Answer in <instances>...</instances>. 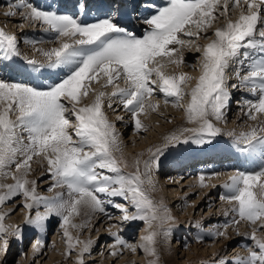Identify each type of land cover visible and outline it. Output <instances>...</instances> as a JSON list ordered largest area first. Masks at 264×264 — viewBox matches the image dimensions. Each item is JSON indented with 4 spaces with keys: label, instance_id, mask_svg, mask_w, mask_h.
<instances>
[{
    "label": "snow or ice",
    "instance_id": "snow-or-ice-1",
    "mask_svg": "<svg viewBox=\"0 0 264 264\" xmlns=\"http://www.w3.org/2000/svg\"><path fill=\"white\" fill-rule=\"evenodd\" d=\"M90 7L87 2L79 4L81 13ZM105 7L110 11L102 12L103 18L97 17L94 22L49 10L50 6L42 9L31 0L10 3L9 11L5 13L14 17L19 10L23 20L46 26L44 32L58 46L35 48L44 41L26 39L24 42L33 45L44 60L26 56L23 59L41 76L49 69L60 70L63 76L51 85L35 86L0 77V176L11 175L15 179L14 184H0V189H6L0 192V205L23 196V206L29 209L26 225L42 232L51 216L60 217L68 255L77 244L83 245L77 264H85L83 256L90 253L94 242L73 237L68 226L77 229L88 226L87 221L72 223V217L80 215L81 209L104 213L106 201L102 196H119L131 204L136 210L132 215H127L128 209L123 205H114L125 213L124 221H146L150 229L154 223L158 225L159 230L150 231L139 244H130L118 233H111L115 244L132 251L139 247L151 256H157V237L167 238L171 234L170 222L175 217L163 202L154 200L151 195L157 188L153 169H159L160 159L167 148L191 142L210 144L212 138L220 134L222 130L212 123L210 117L224 119V109L230 99L226 69L233 60H239L241 65L248 61L247 74L237 72L236 75L240 79L239 86L255 96L254 100L248 99L244 103L248 118L257 124L229 135L233 136L241 153L264 162V119H260L264 116V0H166L163 6L146 0L144 7L152 8L154 12L144 19L148 27L141 35L118 22L115 13L121 12L122 6L109 4ZM237 8L240 10L238 19L232 20L230 14H234ZM220 19L226 23L215 28L212 33L215 39L205 45L195 43L202 35L207 38L208 29ZM182 36L189 39H182ZM20 42L16 35L0 27V49L5 59L22 57ZM173 45H195L201 52L202 74L190 93L186 92L184 85L192 77L187 73L169 75L162 70L165 57L169 58V63H180L171 59L179 51ZM249 50H258L257 56L253 58ZM101 79L104 80L102 88L111 86V93L92 88V84ZM121 80L123 87L119 83ZM157 92L163 94L165 104L171 102L176 107L185 108L188 122L198 123L199 127L170 134L165 146L157 148L144 161L143 172L139 159L134 162L135 171L126 172L127 161L123 159L119 133L104 111L105 98L109 101L108 108L113 106L111 99L118 98L131 114L135 129L146 131L140 115L159 107L158 102L150 101ZM89 93L94 95L92 102L79 106L81 99ZM186 94L191 97L187 106L182 103ZM12 113L17 114L15 119H12ZM71 117L75 118V125ZM119 119L123 120V117ZM69 128L73 131L69 132ZM184 133L192 135L184 136ZM117 152L121 153L120 157L115 155ZM39 156L47 161L48 173L55 179L52 187H66V193L60 192L54 197L38 194L37 182L29 180L28 174L33 158ZM13 166L15 172L10 170ZM211 175L221 174L214 172ZM199 179L201 186L207 187L205 174ZM221 186L227 190L221 199L232 204V211L239 217L229 223L239 225L242 220H247L256 224L264 219V163L259 170H237L228 175ZM41 205L45 209L43 212L38 210ZM34 208L37 210L33 216ZM5 218L6 214L0 213V241L3 242L0 251L7 250L10 235L18 237L22 231L19 225H6ZM196 226L199 227L198 221ZM223 227L227 229L228 224ZM258 230H264V223L259 229L254 228L251 234H246L254 245L248 246L246 257H236L233 264H264V238L257 237ZM209 234L215 239L226 233L217 229L209 230ZM41 246L42 241L37 240V250ZM111 254L117 253L113 251ZM149 264H158V258L150 260ZM223 264L229 262L224 260Z\"/></svg>",
    "mask_w": 264,
    "mask_h": 264
},
{
    "label": "rangeland",
    "instance_id": "rangeland-1",
    "mask_svg": "<svg viewBox=\"0 0 264 264\" xmlns=\"http://www.w3.org/2000/svg\"><path fill=\"white\" fill-rule=\"evenodd\" d=\"M12 2L14 3V1L11 0V3ZM9 4H10V2L8 3V5ZM0 14H2V13H0ZM5 18L6 17L0 16V27L4 28V26L6 25L5 27H7V28H4V29L8 32L10 30V28H9L10 23L8 21H10L11 19L7 20V18L6 19ZM20 22H27V21H25L23 19L17 21V23H19V24H20ZM218 22L219 21L213 23L212 27L210 29H208L209 33L207 34V38H205L202 35L200 37V39L198 40L199 42L197 41V44L205 45V44H207L208 40H210V38L212 39L214 37L212 35V33L214 32L215 28L217 27ZM20 25H18L17 27H19ZM14 26H16V24ZM25 26L27 27L26 23H25ZM41 26L45 27L43 25H41ZM10 32H11V34H13V30ZM23 34L26 36L30 35L27 31H25ZM18 35H21V33L19 32ZM27 46L28 45H24V48H21L19 46L20 51L23 55L22 57L27 56V53H25L24 51H29L30 53L33 52L32 49L26 50ZM23 49H25V50L23 51ZM189 49L190 48L185 47V50H189ZM249 51H251V50H249ZM38 55L36 54L34 56L38 57ZM172 57L174 58V55ZM201 59H202L201 52H194L193 55L185 57V63L180 64L178 66L180 71L185 72V73L187 71V73H189L192 76V79L190 81H188V83L186 85H184L186 92H188V93H190L191 88L195 87L197 79L202 74V68L200 66ZM168 60L167 61L163 60L164 67L162 70L165 72V74H169L170 71L174 70V63H169ZM7 69H10V67L8 66ZM228 70L229 69H226V74H229V72L231 71V70L230 71H228ZM7 71H5V73H7ZM5 73L2 72V75L0 73V77H4ZM241 75H244L243 72ZM22 77H26V76H22ZM228 77H229V75H228ZM5 78L8 79V76H5ZM20 78L21 77L18 76V80H16V81L26 83V81H24L22 79L20 80ZM153 79H157V77L153 76ZM9 80H12V79H9ZM13 81H15V80H13ZM101 81H103V79H101L100 82ZM32 82L34 83V81H32ZM97 84L98 83H93L92 88L95 89V86ZM229 86L232 87L233 85H229ZM226 87H227V89L231 88V87H228V83L226 84ZM109 91H113L112 87L110 88ZM234 95L235 94H233V96ZM251 95H253V94H251ZM241 96H243V95H241ZM243 97L244 98L240 97L239 100L238 99H235V100L236 101L238 100L240 102H245L246 101L245 98L248 96H243ZM91 98H93V94L89 93V95L87 97H83L81 99L79 106H83L84 104H90L92 102L90 100ZM150 98H154L157 101L159 100V107L157 108V112L148 111L147 114L142 113L140 115V119L142 120L143 124L146 126L147 130L146 131L145 130H141V131L139 130L137 132H135V131L133 132L132 130H133V128H135L133 122L131 123V125L127 129H126V125H125V128L124 127L121 128V131H122L121 138L123 141L122 153L125 154L127 157H130L132 155V153L136 155V153L141 151L142 148L145 147V145H146V143H143V142H147L148 144H150L153 141L161 140L162 135L160 132L163 131L167 127V125H169V123H172L173 121H177V119L180 117V115L185 116V113H183L186 111L185 108L176 107L171 102L165 104L164 103L165 97L163 96V94H160L157 92L156 94H154ZM190 98H191L190 94H186L183 98L182 103L185 106H187V104L190 102ZM248 98L251 99V97H248ZM254 99H255V97H253L252 100H254ZM107 100L108 99L105 98L104 111L107 114L109 120H111L113 122L114 121V120H112L113 115L114 114L118 115L120 111L111 112L110 109L107 108V104H106L108 102ZM243 105L244 104L238 105V106L236 105L237 108H235V112H238L240 110V108L241 109L245 108V107H243ZM159 109L162 110L161 111L162 113L161 112L158 113ZM11 115H12V119H15L17 114L12 113ZM120 115L121 116L117 117L118 119L120 117H122V115H124V112H122ZM226 117H227V115L226 116L224 115V119H222V120H216L214 118V121L218 126H221V127L222 126L223 127L224 126L225 127L226 126H229V127L233 126L234 123L231 122V117H229V118L228 117L226 118ZM124 118H126V116H123V119ZM127 118H130L132 121L131 114L128 115ZM224 120L226 122H223ZM71 121H72L73 125L76 124L74 117H71ZM121 121H123V120H120V122L118 123V125H117V126H119L118 128H120ZM248 121H250V119ZM219 123H220V125H219ZM118 128H116V130ZM72 131H73V128H69V132H72ZM235 133H237V131H235ZM133 134H136V136L130 137V135H133ZM221 134H225V132L220 133V135L218 134V136L214 137L215 139L212 138V142L210 143V146L215 147V146H218V145L223 143ZM73 139H76V137L73 136ZM205 139H207V137H205ZM229 139L223 138V140L225 141L224 146H226L230 152H233V150L236 148V146L233 143H231ZM196 148L197 149H200V148L204 149L202 147V145H196L194 142H191L188 144H181L175 148H171V147L167 148L164 152V155L160 159L159 169L158 170H156L155 168L153 169V178H154V176L156 177L155 181L156 182L168 181V179L165 178V176L163 175L164 172L162 173V171L160 170L161 169V166H160L161 162L163 163L164 161L169 160V156L171 157L172 162L175 160H178L177 159V158H179L178 155L179 154L183 155L184 153H187V151L192 152V154H196L195 156H197L199 154V152L196 150ZM155 152L156 151H154L153 153H155ZM241 155H245V154L241 153ZM116 156L119 157L120 154L119 155L117 154ZM248 157L251 160L256 158V157H252V156H248ZM40 164H45V165H44V167L40 168L39 167ZM260 166H262V165H260ZM260 166H259V168H260ZM46 167H48L47 161L45 159H43L42 156L33 158L32 162H31V168L34 171L31 173L29 172L28 179L29 180H35L37 182L36 183V189H37L38 194L39 193H45L46 191L50 192L49 190H52V189L53 190L57 189V191H59V192L64 191V193H66L67 189H65V187H52V185L55 183L54 180L51 181L49 184H42L41 185V183L45 182L48 179H54L52 177V175L49 173L46 174L45 176L42 175V173ZM236 168H237V170H239V166ZM242 169H244V166H241L240 170H242ZM10 170L12 172L16 171L14 166ZM124 170L126 171V169H124ZM177 173L178 172L174 173V177H176V179L175 178L173 179L175 184H173L172 186H174V187L177 186V188L179 187L178 191L181 193L179 195L180 201H175L173 204H171V206H168L169 210H170V214L173 217H175V220L170 222L172 231H171V234L167 238H164L163 236L157 237V243L155 245V247L157 249V256L156 257L151 256L150 254L146 253L145 251H143L139 247H137V249L135 251H132L131 249H129L127 247H123V246L115 244V239L111 235V233H118L125 240H127L128 243H130V244H139L140 242H142V238L147 236L150 233V231L159 230V229H158V225L156 223H154L152 228L150 229L149 225L146 221L136 220V221L132 222L131 220H129V221H126L124 223V220L121 217H123L125 215V213L122 212L121 210L117 209V208L109 207L110 204H112L113 206H114V204H120V205H123L125 208H129L128 212H127L128 215L134 214L136 210L131 206L130 203L126 204V202L123 199H119L118 196H115V197L109 196V200L111 199L109 202H111V203L107 202L104 205L105 212L104 213L95 212V214H97V215L98 214L103 215L102 218H100L101 216L98 215L97 218L95 219L94 223H92V220L88 221V226L86 228L77 229V228L68 226V231L71 233V235L73 237H78L79 240H81V241H86L89 239H91L93 241L94 239H97V241H95V243H93L91 250H90V253H86L83 256V260H84L85 264H149L150 260H154L157 258H158V264H176V262H180V260L185 256L188 259L184 263H187L188 261L194 259L193 264H220L222 259H224V257H226L227 255H229V260H228L229 264H233L236 257H238V256L239 257H246L249 254L248 253V246L254 245V241L245 238L246 234H251V232L254 228L259 229V225L261 223H264V219L258 220L256 222V224H252L247 220H242L239 223V225H237V228H241L239 235L236 234V232H234V229L230 228V231L232 230L233 233L231 232L232 234H229V236H227L228 237L227 240H228L230 235H231V238H230L231 241H229L227 244H225L226 242L224 240H221V237L220 238L217 237L214 239V238H212V236L209 239L205 240V241H209V242H205V243L201 242L200 239H198V237L201 233V229H203V231H207L211 228V226H212L211 223H216L217 221H219V224H221L222 221H223V223H225V222H227L228 219L232 220L234 217L238 219L239 217L236 215L235 212L232 211V207H231L232 205H229L230 203L227 200H223L220 198L222 195V192L224 190L222 187H220L217 192L216 191L213 192L215 195H213L211 193L212 191L206 190L203 193V195H201L200 200L195 203L194 199L197 198L198 193L200 192V189H198L197 185H196L195 188H197L198 190L193 187L194 190L191 191V189H190V190H188V192H186L188 188H184L187 185H189V184H187L185 186L184 184H186L187 182H190L192 179V176H194V175L191 174L192 176L191 175H190V177L188 176L189 178L187 177V178H184L183 181H179L178 180L179 178H177L179 176H176ZM1 178L3 181L1 180L2 182H0V184H4V185L7 184L8 185V184H13V182H14V178L11 175L2 176ZM223 182H225V180ZM53 190H52V192H53ZM3 191H6V189H0V192H3ZM202 191H204V190H202ZM183 194H184V196H183ZM42 195L45 196L47 194H42ZM151 195L154 198V200L161 202L160 197L156 196V194L154 195V193H152ZM21 198H22V196H17L14 199L4 203L3 205H0V213L6 214V218L4 220V223L6 225H14V226L19 225L22 229L20 236L17 237V236H11L10 235L8 237V241H9L8 249L6 251H0V256H3V258L0 257L3 259V260L2 259L0 260V264H77V260H78L79 253H80V248L83 245L77 244L75 246V248L72 250L71 254L68 255L67 238L64 236V229L61 227V223H62L61 218L58 216H55V215L51 216L49 218V220L46 222V225H47L46 230L43 232L37 228H31L30 231H27L30 226L26 225L25 221L28 217L29 209H27L26 207L23 206L25 201L23 202V199H21ZM101 198L104 200L106 199L105 196H102ZM113 201H114V203H112ZM168 202H169V200H168ZM192 203H194V205L192 206V209H191ZM216 204H218V205H216ZM209 205H210V207H209ZM180 206L185 207L184 208L186 210L185 214L186 215L188 214V215L185 216V218L182 217L183 219H180V221H178V220H176V218H177L176 212L178 211V210H176V208L178 209V207H180ZM36 210L37 209H35V208L32 210L33 216L35 215ZM38 210L43 212L45 210L44 206L41 205ZM173 211L174 212L176 211V212L173 213ZM189 211H190V213H189ZM219 211H221V212H219ZM105 213H106V215L104 216ZM220 214H221V217L218 218V216ZM109 217H111V218H109ZM214 217H216V218H214ZM82 221L83 220H82L81 215L72 217V223L73 224L74 223L75 224H82V223H84ZM197 221L199 222V227L196 226ZM133 223H135V224H133ZM182 224L184 225V227L182 226ZM230 225H231V223H228V227ZM141 227L143 230L142 232H141ZM185 228H187L186 231H185ZM128 229H130V230H128ZM175 229H177V230H175ZM178 230L181 233L180 232L176 233V231H178ZM237 233H238V231H237ZM256 235L259 238H264V230H258ZM37 240L42 241V246L39 248V250H37L36 247H34V245H36ZM2 243L3 242L0 241V246H2ZM178 243H181V245L176 246ZM213 244H214L213 252H212V250L211 251H209V250L204 251L205 248L210 249L209 247H211V245H213ZM224 245H225V247L223 248V250L221 252L215 253L216 250L219 251V248H222ZM166 246H168V248L171 249V251H169L170 255L166 254V252H165ZM31 247H33L35 249L34 252L31 251V250H33ZM96 247H97V249H95ZM242 248H244V249H242ZM185 249H187V251H189L190 255L184 254ZM173 250H175V251H173ZM253 250H256V249L254 248ZM113 251H115L117 254L112 255L111 253ZM30 252L33 255H31ZM6 253H8V255L4 258V255ZM9 254H10V256H9ZM93 254H96V256H95L96 258L89 261L88 255L92 256ZM136 256H137V258H136ZM174 261H175V263H174Z\"/></svg>",
    "mask_w": 264,
    "mask_h": 264
},
{
    "label": "bare ground",
    "instance_id": "bare-ground-1",
    "mask_svg": "<svg viewBox=\"0 0 264 264\" xmlns=\"http://www.w3.org/2000/svg\"><path fill=\"white\" fill-rule=\"evenodd\" d=\"M50 2V4H52V1L53 0H31V2H33L35 5H37V6H39V7H41L42 9L43 8H46V7H49V5H48V3L47 2ZM11 3V0H0V13H2V14H0V16L1 17H6L7 18V20H10V21H8L9 23H10V25H9V28H10V30L8 31V33H10L11 34V32L10 31H12L13 30V34L14 35H16L17 36V38L21 41L20 42V44H19V46L21 47V48H24V45H28L27 47H26V50H33V52H29V51H24L25 49H23V51L25 52V53H27V56L26 57H29V58H35V59H37V60H41V61H43L44 60V57H43V55L41 54V53H39V52H37L36 50H35V48H43V49H49V48H51V47H56V46H58V44L57 43H53V42H51V40H50V36H49V34L48 33H46V32H44V27H42L41 26V24L40 23H32V22H29V21H27V22H20V24L19 23H17V21H19V20H21L22 18H21V16H20V14H19V10H16L17 11V15L16 16H14V17H12V16H7V15H5V13L6 12H8L9 11V5H8V3ZM16 2H18V0H15L14 1V3H16ZM44 2V3H43ZM144 3L146 2V0H144L143 1ZM257 2H259V0H257ZM13 3V2H12ZM153 4V3H152ZM45 5V6H44ZM46 5H48V6H46ZM247 6L245 5V8H246ZM49 9H52V7H50ZM143 11H145L144 13H147L148 12V10H143ZM239 9L237 8L236 10H235V13L234 14H230V17H231V19L232 20H236V19H238V16H239ZM139 13V12H138ZM139 16V15H138ZM145 17V16H144ZM5 18V19H6ZM144 21V19L142 20V19H138V21L135 23V29H137V30H139L140 29V31L141 30H143V25L144 26H147L146 24H142L141 22H143ZM25 23L27 24V27L25 26ZM224 23H226V21L224 20V19H220L219 20V22H218V25H217V27H220V26H222ZM16 24V26H14ZM141 24H142V27H141ZM18 25H20L19 27H17ZM6 26V25H5ZM4 26V28H7V27H5ZM46 27V26H45ZM216 27V28H217ZM25 31H27L30 35L29 36H26V35H24L23 33L25 32ZM211 31V30H210ZM19 32L21 33V35H18L19 34ZM208 33H209V31H208ZM213 37V36H212ZM182 39H189L188 37H181ZM26 39H36V40H43L44 42L43 43H39V44H37L36 46H35V48L33 47V45H31V44H28V43H25L24 41L26 40ZM212 39H215V37H213ZM210 40H211V38H210ZM210 40H208V42H210ZM199 42V41H198ZM207 42V43H208ZM195 43H197V41L195 42ZM172 47H177L178 49H179V51L177 52V53H175V54H173L174 55V58L173 57H171V59H173V60H177V61H180V63H174V70H172V71H170L169 72V75H172V74H175V75H179L180 73H185V72H182V71H180V69L178 68V66L180 65V64H183V63H185V57H187V56H190V55H193L194 54V52H198L197 50H196V47H195V45H193L192 47H189V46H184V47H181V46H179V45H173ZM185 47L186 48H190L189 50H185ZM28 48V49H27ZM251 54H252V56H253V58H255L256 56H257V53H258V50H256L255 52H253L252 50L251 51H249ZM38 55V57H35L34 55ZM23 56V55H22ZM169 58H167V57H165V58H163V60H165V61H167ZM163 60H162V62H163ZM25 60L23 59V57H16V58H13L12 60H7V59H5L4 58V56H3V50L2 49H0V68H1V70L4 68L5 70H7V66H9L10 67V69H8V73H7V75L8 74H10V76L8 77V79H14L15 80V78H17V76L18 75H21V76H29V78H31L32 79V81H34V83H36V85H51L53 82H56L57 80H59V78H61L62 76H63V72H60V70H51V69H49V70H47L46 72H45V75H43V76H41L39 73H36V72H34L33 70H32V67L30 66V65H27L26 63L25 64H23V62H24ZM164 63V62H163ZM245 64V65H244ZM244 64L243 65H241V63H240V61L239 60H233V61H231L230 62V66L228 67V69L229 68H232L231 69V71L229 72V74H226V84L228 83V87H231V86H229L230 84H231V82H232V84L233 85H237V87H232V88H228V91L230 92V99L228 100V103H227V107L224 109V113H225V116L227 115V117L229 118V117H231V122H233L234 123V125L233 126H231V127H229V126H218L216 123H215V121H214V118L213 117H210V119H212V123L216 126V127H218V128H220L222 131L220 132V133H222V132H225V134H223V138L224 139H229L230 137H233V136H230L229 135V133L230 132H233V133H235V131H237V134L239 133V132H241V131H246L248 128H249V126H252V125H255V124H257V121H252V120H250V121H248L249 120V118H248V116H247V105L244 103V102H240V101H238L239 99H240V97H242V98H244L243 96H248V97H251V99H253V97H255V96H253V95H251V93L249 92V90L246 88V89H244V88H241L240 86H239V84H240V79H239V77L236 75V73L237 72H239L240 74H242V72H245V70H248V61L247 60H245L244 61ZM243 66V68L241 69V67ZM26 69V70H25ZM183 69V68H182ZM21 72V74H19L18 72ZM0 72H2V71H0ZM52 73H56V75H53ZM61 73H62V75H61ZM186 73H187V71H186ZM190 77H192L189 73H187ZM1 75H2V73H1ZM6 75V76H7ZM228 75H229V77H228ZM50 77V78H49ZM7 78V77H6ZM13 81V80H12ZM16 81V80H15ZM120 83V86L121 87H123L124 85V82L123 81H120L119 82ZM198 83V79H197V81H196V84ZM104 84V80L103 81H101V82H99L96 86H95V89H97V90H104V91H106V92H108V93H111L112 91H109L110 90V86L109 87H107V88H102V85ZM35 86V85H34ZM189 87V86H188ZM113 90V89H112ZM188 90V89H187ZM232 91H234V93L233 94H235L234 96H233V94H232ZM241 91V92H240ZM241 93H243L242 95L243 96H241L240 94ZM189 97V96H188ZM248 97H246L245 99L246 100H248V99H250V98H248ZM94 99V95H93V98H91L90 100L92 101ZM191 99V98H190ZM235 99H238L237 101L235 100ZM188 100V99H187ZM108 101V100H107ZM150 101L151 102H158L159 103V100L157 101V100H155L154 98H150ZM109 102V101H108ZM107 102V103H108ZM106 103V104H107ZM111 103H112V108H109L110 109V111L111 112H115V111H120L119 112V114L118 115H113V117H112V120H114L112 123L114 124V126H115V129L116 128H118L119 126H117L118 125V123L120 122V120L121 119H118L117 117H119V116H121L120 114L122 113V112H124V115H122V117L123 116H126V118H124L123 119V121H121V125H120V128H118L116 131L119 133V139H120V141H121V144L123 143V141H122V138H121V135H122V131H121V128L122 127H124L125 128V125H126V129L131 125V123L133 122V120L131 121V119L130 118H127L128 117V115H130L129 114V112H127L124 108H123V106L119 103V99L118 98H116V97H114V98H112L111 99ZM242 104H244L243 105V107H245V108H243V109H241L240 108V110L238 111V112H235V108H237L236 107V105L238 106V105H242ZM172 107V106H171ZM175 107V106H174ZM108 108V107H107ZM171 109V108H170ZM160 110V109H159ZM158 110V113H160L162 110H160L159 111ZM169 110V109H168ZM150 111H152V112H157V109H155V110H150ZM164 111V110H163ZM162 113V112H161ZM183 113H185V116H181L180 115V117L177 119V121H173L172 123H169V125H167V127L163 130V131H161L160 133H161V135H162V139L161 140H159V141H153V142H151L150 144H148L147 142H143V143H146V145H145V147H143L142 148V150L141 151H139L138 153H136V155L135 154H133L132 153V155L130 156V157H127L125 154H123V159L125 160V161H127V167L125 168L126 169V171L127 172H133V171H135V166H134V162L137 160V159H139L140 160V170H141V172H143V170H144V161L145 160H147V159H149V157L153 154V152L154 151H156V149L157 148H159V147H164L165 146V142H166V137H168L170 134H172V133H180L181 132V130L182 129H184V128H198L199 127V124L198 123H189L188 122V119H187V112L185 111V112H183ZM226 117V118H227ZM118 119V120H117ZM260 119H264V116H261L260 117ZM142 121V120H141ZM223 122H226L225 120L223 121ZM134 123V122H133ZM218 123V122H217ZM219 125H220V123H219ZM240 126V127H239ZM125 130V129H124ZM131 131V130H130ZM133 132L135 131V132H137L138 130H136L135 128H133V130H132ZM131 131V132H132ZM141 131V130H140ZM192 135V133H184V136H191ZM220 135V134H219ZM133 137V136H136V134H133V135H130V137ZM218 136V135H217ZM146 138V137H145ZM215 139V138H214ZM202 147L204 148V149H197L196 148V150L199 152V154L197 155V156H195L196 154H192V152H189V151H187V153H184L183 155H181V154H179L178 156H179V158H177L178 160H175V161H171V157L169 156V160H167V161H164L163 163L161 162V164H160V166H161V171H162V173H163V175L165 176V178H167L168 179V181H162V182H156L157 183V188H156V190L153 192L154 193V195L156 194V196H158V197H160V199H161V202H163V204H165L167 207L168 206H171V204H173L175 201H180L179 199H180V197H179V195L181 194L178 190V188H177V186H172L173 184H175L174 183V181H173V179L175 178L176 179V177H174V171H176L177 170V168H178V173H177V175L176 176H179L180 177V175H184L183 177H185V178H187L188 176L190 177V174H195V175H197V176H192V179H191V181L190 182H185L186 184H184L185 186L187 185V184H189V185H187L186 187H184V188H188L187 189V191L186 192H188V190H190L191 189V191L192 190H194V188L196 187V185H197V188L198 189H200V192L198 193V196H197V198L196 199H194V201H195V203L197 202V201H199L200 200V198H201V195H203V193L206 191V190H210V191H212L211 193L213 194V195H215L213 192H217L218 190H219V188L220 187H222L221 185L224 183L223 181L225 180H227V176L230 174V172H232V170H230L229 171V169L230 168H236V167H240L239 168V170L241 169V166H244V170H259V166L260 165H262V163H264V162H262L258 157H256L255 159H250L249 157H248V155H241V153L238 151V149H234L233 150V152H230L228 149H227V147L226 146H218V147H210V144H204V145H202ZM206 149V150H205ZM181 152V151H180ZM121 155V153L120 152H118V153H115V155ZM129 156V155H128ZM120 157V156H119ZM199 158H200V160H199ZM229 158H232V159H235L233 162H236V164L235 165H231L232 164V161L231 160H229ZM229 161H228V160ZM173 160V159H172ZM195 160H198V161H196V162H193V161H195ZM226 161V162H225ZM191 165V169L193 168V165L195 166V165H197V166H195L194 167V171L195 172H193L192 170L191 171H186V173H185V170H182V169H185V168H187V167H184V166H187V165ZM44 165L45 164H40L39 165V167L40 168H42V167H44ZM163 167V168H162ZM261 167V166H260ZM48 167H46L45 169H44V171H43V173H42V175H46V174H48ZM34 170L31 168V171H30V173L31 172H33ZM214 172H216V173H220L221 175H219V176H215V175H211V173H214ZM185 173V174H184ZM19 173H17V175H18ZM201 174H205V177H206V184H207V187H202L201 186V184H200V179H199V177H200V175ZM2 176H0V182H2L3 180H2V178H1ZM53 177V176H52ZM183 177L181 176V178L183 179ZM188 177V178H189ZM196 177H198V179H196ZM155 176H154V180H155ZM2 180V181H1ZM42 180V179H41ZM55 181V179H48V180H46L45 182H43V183H41V185L42 184H49L51 181ZM183 181V180H182ZM15 183V179H14V182H13V184ZM191 184V185H190ZM5 185H7V184H5ZM40 185V186H41ZM170 185V186H169ZM215 185V187H213ZM191 187V188H190ZM194 187V188H193ZM197 188H195V189H197ZM223 188V187H222ZM65 189H66V187H65ZM197 189V190H198ZM224 190H223V192H222V195H221V197L222 196H224V195H226L227 194V190L225 189V188H223ZM53 190V189H52ZM52 190H49L50 192H48V191H46L45 193H39L41 196H43L42 194H47V195H45V196H47V197H54V196H56L57 195V193H60L59 191H57V189H54L53 190V192H52ZM202 190H204V191H202ZM64 192V191H63ZM187 195V194H186ZM182 196V195H181ZM183 196H184V194H183ZM106 197V199H105V201H106V203L107 202H109L110 200H109V196H105ZM111 197V196H110ZM119 197V196H118ZM220 197V198H221ZM21 199H23V202L25 201V198L22 196V198ZM20 199V200H21ZM119 199H123L122 197H119ZM124 200V199H123ZM168 200H169V202H168ZM22 201V200H21ZM125 201V200H124ZM20 202V201H19ZM30 202V201H29ZM126 202V204L128 203L129 204V202H127V201H125ZM214 202V201H213ZM105 203V204H106ZM109 203H111V202H109ZM112 203H114V201L112 202ZM112 204H110V206L109 207H114L113 205L111 206ZM115 205V204H114ZM194 205V203H192V205H191V209H192V206ZM216 205H218V204H216ZM229 205H232V204H229ZM228 205V206H229ZM227 206V205H226ZM209 207H210V205H209ZM225 207V206H224ZM232 207V206H231ZM114 208H116V207H114ZM173 208V207H172ZM185 207H178V209L176 208V210H178L177 212H176V220H178V221H180V219H183V218H185V216H187L185 213H186V210L184 209ZM127 209H129V208H127ZM168 209H169V207H168ZM211 209V208H210ZM209 210V209H208ZM227 210V209H226ZM174 211H173V213H175ZM219 212H221V211H219ZM225 212V211H224ZM223 212V213H224ZM228 212V211H227ZM189 213H190V211H189ZM211 213V212H210ZM212 214V213H211ZM210 214V215H211ZM81 217H82V222H88V221H91L92 220V223H94V221H95V219L97 218V216L99 215H97V214H95V213H89L88 212V210L87 209H81ZM106 215V213L104 214V216ZM128 215V214H127ZM99 216H101L100 218H102L103 217V215H99ZM218 216V215H217ZM183 217V218H182ZM221 217V214L218 216V218H220ZM121 218H123V217H121ZM214 218H216V217H214ZM200 219V218H199ZM225 219V218H224ZM232 219V218H231ZM132 222H134V221H136V220H131ZM231 220L230 219H228L227 220V222H225V223H223V221L221 222V224H219V221H217L216 223H211L212 224V226H211V228L209 229V230H220V231H225V235L223 236V237H221V240H224L225 242V244H227L229 241H231V235H230V237H229V239L227 240V236H229V234H232L233 233V231L231 230L230 231V228H232V229H234V232H236V234H237V231L238 232H240L241 231V228H237V225H233V224H231L229 227H227V229H225L223 226L227 223H229ZM126 221H124V223H125ZM75 224V223H74ZM133 224H135V223H133ZM184 224V223H183ZM182 224V226L184 227V225ZM106 227V226H105ZM104 227V228H105ZM210 227V226H209ZM31 228H35L34 226H30L29 228H28V230L27 231H30V229ZM102 229V228H101ZM106 229V228H105ZM179 229V228H178ZM128 230H130V229H128ZM175 230H177V229H175ZM187 230V228H185V231ZM209 230H207V231H203V229H201V233H200V235H199V237L200 236H203L204 238L202 239V240H200L201 242H209V241H205L206 239H209L210 237H211V235L209 234ZM143 230H142V227H141V232H142ZM179 233L180 231L178 230V231H176V233ZM232 232V233H231ZM181 233V232H180ZM181 235V234H180ZM245 235V234H244ZM181 237V236H180ZM185 237V236H184ZM220 238V237H219ZM246 238V237H245ZM178 240V239H177ZM95 241H97V239H94L93 240V242L95 243ZM180 241V240H179ZM178 242V241H177ZM181 245V243H178L176 246H180ZM209 246V245H208ZM213 246H214V244L213 245H211V247H209L210 249H204V251H211L212 250V252H213ZM34 247H35V245H34ZM225 247V245L222 247V248H219V251L218 250H216L215 251V253H217V252H221L222 250H223V248ZM33 250H31L32 252H34L35 251V249L33 248V247H31ZM8 249V248H7ZM37 249V248H36ZM95 249H97V247L95 248ZM94 249V250H95ZM237 249V248H236ZM242 249H244V248H242ZM177 250V249H176ZM169 251H171V249L170 248H168V246H166L165 247V252H166V254H168V255H170V253H169ZM173 251H175V250H173ZM28 253V252H27ZM30 254H31V252H30ZM184 254L186 255H190V253H189V251H187V249H185V251H184ZM8 255V253H6L5 255H4V258L6 257ZM31 255H33V254H31ZM203 255V254H202ZM9 256H10V254H9ZM96 254H93L92 256L91 255H88V260L90 261V260H93V259H95L96 257ZM0 257H2L3 258V256H0ZM188 257V256H187ZM2 258H0V260L2 259ZM136 258H137V256H136ZM187 259L188 258H186V256L185 257H183L181 260H180V262H176V264H193V262H194V259L193 260H190V261H188L187 263H184L185 261H187ZM3 260V259H2ZM18 260V259H17ZM27 260V259H26ZM172 260V259H171ZM224 260H229V255H227L226 257H224V259H222V261H221V263L220 264H223V261ZM174 263H175V261H174Z\"/></svg>",
    "mask_w": 264,
    "mask_h": 264
}]
</instances>
